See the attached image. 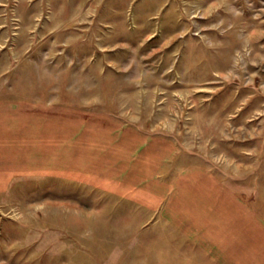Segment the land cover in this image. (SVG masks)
Segmentation results:
<instances>
[{
  "label": "rangeland",
  "instance_id": "obj_1",
  "mask_svg": "<svg viewBox=\"0 0 264 264\" xmlns=\"http://www.w3.org/2000/svg\"><path fill=\"white\" fill-rule=\"evenodd\" d=\"M0 264H264V0H0Z\"/></svg>",
  "mask_w": 264,
  "mask_h": 264
}]
</instances>
